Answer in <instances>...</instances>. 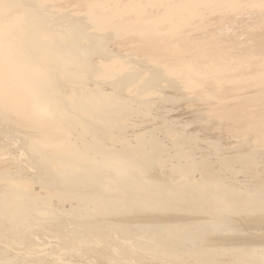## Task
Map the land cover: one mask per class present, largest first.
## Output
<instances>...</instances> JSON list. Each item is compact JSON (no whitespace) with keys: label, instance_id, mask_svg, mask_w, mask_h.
<instances>
[{"label":"bare ground","instance_id":"obj_1","mask_svg":"<svg viewBox=\"0 0 264 264\" xmlns=\"http://www.w3.org/2000/svg\"><path fill=\"white\" fill-rule=\"evenodd\" d=\"M245 1L264 17V0ZM245 1L0 0V136L12 145L0 155V256L264 264V183L226 184L244 172L231 155L219 173L191 160L187 126L166 110L216 105L213 117L253 137L242 167L263 173L264 112L248 107L264 98V48L221 37ZM245 89L255 94L224 101Z\"/></svg>","mask_w":264,"mask_h":264},{"label":"rangeland","instance_id":"obj_2","mask_svg":"<svg viewBox=\"0 0 264 264\" xmlns=\"http://www.w3.org/2000/svg\"><path fill=\"white\" fill-rule=\"evenodd\" d=\"M245 1V0H244ZM245 3V5L248 7V8H246L245 10L247 11H243V13L242 12H239V14L240 15H242V14H244L241 18H240V15L238 14V13H236L234 16L235 17H233L232 15H229V16H227V17H225V19L224 20H222V22H229V30H230V28H231V30L230 31H228L227 32V30H226V32L227 33H222V35H221V37L223 38V39H229L230 38V40L231 41H234V39H235V43L236 42H243L245 39V41H244V43H245V45H248L249 47H251V48H257V49H259V50H261L262 48H264V21H262L261 22V20H264V17L262 18V17H260V14H261V11L260 10H258L259 12H260V14H258L255 10H253V14H252V11H251V13H249L248 14V10L250 11L251 9H255L254 7H252L253 6V4L252 3H250V2H248V1H245L244 2ZM249 5H248V4ZM252 7V8H251ZM246 12V13H245ZM257 13V14H256ZM246 14V15H245ZM250 14H251V16H250ZM256 14V15H255ZM237 15H238V17H237ZM254 16V17H253ZM259 16V17H258ZM233 17V18H232ZM251 17V18H250ZM257 17V18H256ZM215 19H217L218 17L217 16H215L214 17ZM255 18H256V20H255ZM262 18V19H261ZM232 19V20H231ZM234 19H235V21H236V23H233V22H235L234 21ZM239 19H240V21H239ZM242 19H243V21H242ZM250 19V20H249ZM252 19V20H251ZM259 19V21H257ZM245 20V21H244ZM211 22H212V18H211V20H210ZM232 21V22H231ZM239 23H238V22ZM257 21V22H256ZM259 22V23H258ZM262 24L261 26H262V30H259L258 31V29L259 28H257V26L256 25H258V24ZM234 25V26H233ZM231 26H233V27H231ZM247 26H249V27H247ZM247 27V28H246ZM224 28V27H223ZM223 28H221V31H222V29ZM233 28V29H232ZM245 28V29H244ZM248 28H249V30H248ZM251 28V29H250ZM234 30V31H233ZM251 30V31H250ZM220 31V32H221ZM223 31H225V30H223ZM248 31H250V34H248L247 32ZM233 32V33H232ZM232 33V34H231ZM237 33V34H236ZM236 34V35H235ZM243 36H242V35ZM248 34V35H247ZM230 35V36H229ZM238 35V36H237ZM239 35H241V36H239ZM262 35V36H261ZM227 36H229V37H227ZM258 36H260L259 37V39H258ZM233 37V39H231ZM235 37V38H234ZM241 37V38H240ZM246 37V38H245ZM263 37V38H262ZM240 38V39H239ZM237 39H238V41H237ZM227 40L225 41L224 40V42L225 43H227ZM229 40V41H230ZM253 42V43H252ZM234 43V42H233ZM248 43V44H247ZM250 44H252V45H250ZM255 46V47H254ZM125 54V53H124ZM247 73V72H246ZM249 73V72H248ZM247 73V74H248ZM246 75V74H245ZM249 90H252L253 88H248ZM248 89H245L244 91H242V92H240L236 97H228V98H226L224 101L226 102V103H228V104H230L231 103V101H232V99L234 100V99H236L237 97L238 98H240V97H243V96H250L251 94L253 95V93L255 94V92L253 91V93L252 92H250V91H248ZM254 90V89H253ZM246 92H247V94H246ZM248 92H250L249 93V95H248ZM244 93H245V95H244ZM242 94V95H241ZM260 98H262V97H260ZM260 98H258L256 101H254V102H252V106H250V107H248V110H251V111H253V112H255V113H259V112H264V103H263V99H260ZM228 101V102H227ZM261 103H260V102ZM256 103H258V104H256ZM251 105V104H250ZM256 107H255V106ZM258 105H260V108H259V106ZM216 105H214V104H212L211 106H207V105H198V106H183V105H181V106H175V105H172V106H166V110H167V118L169 119V120H171L175 125H178V126H183V127H185V126H187L186 128H180V127H178V129H181V130H178L177 128V131L179 132H182V130H183V137H186V139H188V141H189V137H190V141L191 142H194V143H192L191 145L189 144V142L187 141L186 143L184 142V146H185V150H187V152H189V153H191V154H189V157H190V159L191 160H193V161H195L197 164H200L201 163V166L202 165H209L208 164V162L210 163V165H215V163H219V159L221 160L222 158H226V157H231V158H238L239 160H236V164H233L234 165V167H235V165H239L240 166V168L241 169H243L244 170V172H242L240 175H238V176H234L233 178H231V177H225V182H226V184H229L230 183V185H234V183L235 184H242V185H248V186H255V187H257V186H261V185H263V183H264V171H263V173H262V171H260L259 169H257V168H254V171H252L253 169H251V168H253V167H242V165H244V162L243 161H241V158H244L245 156H246V154L248 153L249 154V152L250 151H248V150H252V149H254L255 147V145L253 146V142L251 141V140H253V137H252V135H244V136H242V134L241 133H238V132H240L241 130L239 129V128H237L236 126L234 127H232L231 125L229 126V125H227L226 123H224V122H222V121H220V120H217L215 117H213L212 116V114H211V112L210 111H208V109L210 108V107H215ZM187 108V109H186ZM190 110H189V109ZM257 108H258V110H257ZM196 111H195V110ZM255 109V110H254ZM262 109V110H261ZM199 110H200V112L202 113H204V115H206V117H205V119L207 118V120H209L210 122H208V121H198V120H200L199 118L200 117H198V113L197 112H199ZM256 110H257V112H256ZM170 111V112H169ZM163 115L164 113H160V112H158V115ZM157 115V114H156ZM196 115V116H195ZM198 117V118H197ZM208 117H209V119H208ZM211 118V119H210ZM179 120V121H178ZM192 122V123H191ZM196 122V123H195ZM197 122L198 123H202L201 125H202V127L200 126V124H197ZM211 122H212V125H211ZM222 122V123H221ZM193 123H195L194 125H193ZM218 123V124H217ZM155 123H151L150 125H147V126H145V127H143L142 129H141V132L143 131V133H148V130H150L151 128H153V129H155V128H157V124L156 125H154ZM188 124V125H187ZM207 125V126H205V125ZM208 124L210 125V126H208ZM196 125V126H195ZM203 125H204V127H203ZM151 126V127H150ZM190 126H192V127H190ZM188 127H190V128H188ZM146 128H148L147 130H146ZM175 129V130H176ZM185 129V130H184ZM187 129V130H186ZM147 131V132H146ZM186 132V134H185V132ZM159 133L161 134L162 132H160L159 131ZM158 134V133H157ZM160 134H158L157 135V139H158V142L162 145L163 143H162V140H163V134H161V136H160ZM175 134H177V133H175ZM195 135V136H194ZM240 135H241V137H240ZM187 136H189V137H187ZM192 136V137H191ZM196 138H194V137ZM248 136H249V138H248ZM238 137V138H237ZM239 137H240V139H239ZM242 137L243 138H246L245 140H247V139H249L248 140V142L244 145H242V146H238L236 149V151H232V152H227L226 150H224V149H226L227 147H228V141H232L231 143H232V145H233V147L234 146H237V144L239 145V143L241 142V140H242ZM252 137V138H251ZM162 138V139H161ZM251 138V139H250ZM160 139H161V141H160ZM225 139V140H224ZM239 139V140H238ZM193 140V141H192ZM186 141V140H185ZM239 143H238V142ZM190 142V143H191ZM250 143H251V145H250ZM189 144V145H188ZM198 144V145H197ZM193 145H195V146H193ZM231 145V146H232ZM248 145V146H247ZM187 146V147H186ZM210 146H214V147H217L218 146V148H215V150H214V147L212 148V150H211V147ZM246 148H245V147ZM254 147V148H251V147ZM12 147V145L10 144V141L9 140H7V139H5V138H3L2 136H0V155L1 154H3V153H7L8 155L10 154V153H8V152H10L9 151V149ZM190 147L192 148V149H190ZM193 147L195 148V149H193ZM210 147V148H209ZM249 149H248V148ZM6 148V149H5ZM8 148V149H7ZM166 148H167V146H166ZM201 149V151H200V149ZM223 149V150H220V149ZM240 148V149H239ZM251 148V149H250ZM191 151H190V150ZM196 149H198V150H196ZM238 149L240 150V151H238ZM241 149H243V152L241 151ZM245 149V150H244ZM195 152V153H193V151ZM7 151V152H6ZM221 151V152H220ZM209 152V153H208ZM212 152H215V153H212ZM220 152V155L218 156V154L217 153H219ZM226 152V153H225ZM245 152V153H244ZM252 152V151H251ZM192 153H193V155H192ZM231 153V154H230ZM234 153V154H233ZM237 153V154H236ZM238 153H239V155H238ZM200 154V155H199ZM243 156H242V155ZM247 154V155H248ZM11 155V154H10ZM191 155V156H190ZM214 155H216V156H214ZM222 155V156H221ZM231 155V156H230ZM245 155V156H244ZM161 157H163L164 158V154H161L160 155ZM195 156V157H194ZM200 156H202V157H200ZM216 157V158H212V157ZM234 156V157H233ZM194 159H193V158ZM197 157V158H196ZM200 157V158H199ZM210 157V158H209ZM202 158V159H201ZM208 159V160H207ZM211 159H212V161H211ZM159 160H161V161H166V159L164 158L163 160H162V158L161 159H159ZM197 160H199V161H197ZM200 160H204V162H202V161H200ZM210 160V161H209ZM216 160H218V162L216 161ZM207 161V163H205ZM215 161V162H214ZM240 161V162H239ZM213 162H214V164H213ZM238 162V163H237ZM242 162H243V164H242ZM241 164V165H240ZM231 165V164H230ZM229 165V166H230ZM239 166H236L235 168L236 169H240L239 168ZM204 167V166H203ZM203 167H200V168H203ZM214 167V169H215V171H219L218 170V168H219V166L218 165H215V166H213ZM247 169V171H249V169H250V171L251 172H248L247 174H246V169ZM220 169V168H219ZM255 169H257V172H256V170ZM226 171V170H225ZM221 172L222 173H225L224 171H222L221 170ZM228 172L230 173L231 171L230 170H228ZM219 173V172H218ZM251 174V176H252V178H251V182H250V177L251 176H249L250 174ZM258 174V180L256 179V175ZM262 173V174H261ZM254 174H256V175H254ZM246 175V176H245ZM249 177H248V176ZM262 175V176H261ZM222 176V175H221ZM240 176V177H239ZM253 176H254V178L256 179L255 181H257V183L256 182H254L253 180H254V178H253ZM256 176V177H255ZM223 177V176H222ZM238 177V178H237ZM242 177H245V178H242ZM246 177H247V179H246ZM224 178V177H223ZM222 178V179H223ZM235 178V179H234ZM263 178V179H262ZM224 180V179H223ZM232 182H231V181ZM235 180H236V182H238V183H236L235 182ZM242 180H245V181H242ZM248 182H247V181ZM228 181H229V183H228ZM239 181H242V182H239ZM260 182V183H259ZM232 183V184H231ZM247 183H249V184H247ZM253 183H256L255 185L253 184ZM251 184H253V185H251ZM47 240V241H46ZM45 241H46V243L48 244V245H46V243H45ZM49 242H50V240L47 238V237H44L43 238V241H42V248H49ZM124 250H126V251H128V252H133V251H135L134 249H130V246H127V247H122ZM113 249H115V248H113ZM121 249V248H120ZM116 250V249H115ZM137 253V252H136ZM69 254V253H68ZM67 254V251H59L58 252V254L55 252L54 253V255L51 253L50 255H49V257H48V259L46 260L45 259V261L42 263V264H82L81 262L82 261H84L83 259H81L80 260V258L79 257H72V255H68ZM134 257H135V255H133ZM4 255H2V256H0V264H5V262L7 261V263L6 264H29V263H26L24 260H23V258L21 259V258H17V259H14V258H11V257H8V256H5L4 258ZM137 257V256H136ZM74 258V259H73ZM83 258H85V257H83ZM143 258H147V256H143ZM10 260V261H9ZM18 260V261H17ZM26 260V259H25ZM146 260H148V259H146ZM157 261H160V263L161 264H167L168 263V261L166 262V263H164L166 260L165 259H162V258H159V260H157ZM164 261V262H163Z\"/></svg>","mask_w":264,"mask_h":264}]
</instances>
